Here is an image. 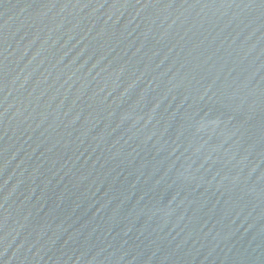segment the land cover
Here are the masks:
<instances>
[{
    "label": "water",
    "instance_id": "water-1",
    "mask_svg": "<svg viewBox=\"0 0 264 264\" xmlns=\"http://www.w3.org/2000/svg\"><path fill=\"white\" fill-rule=\"evenodd\" d=\"M0 264H264V0H0Z\"/></svg>",
    "mask_w": 264,
    "mask_h": 264
}]
</instances>
